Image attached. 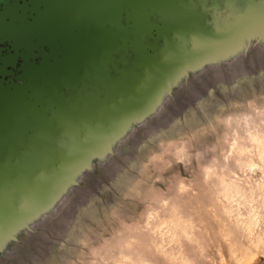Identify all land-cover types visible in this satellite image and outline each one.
I'll list each match as a JSON object with an SVG mask.
<instances>
[{
  "label": "water",
  "instance_id": "obj_1",
  "mask_svg": "<svg viewBox=\"0 0 264 264\" xmlns=\"http://www.w3.org/2000/svg\"><path fill=\"white\" fill-rule=\"evenodd\" d=\"M93 2V30H71L55 62L28 80L0 82V250L75 183L71 168L104 153L126 119L155 107L185 56L205 48L214 64V51L238 55L242 43L223 41L226 34L264 25V0ZM49 114L64 124H49Z\"/></svg>",
  "mask_w": 264,
  "mask_h": 264
},
{
  "label": "clouds",
  "instance_id": "obj_2",
  "mask_svg": "<svg viewBox=\"0 0 264 264\" xmlns=\"http://www.w3.org/2000/svg\"><path fill=\"white\" fill-rule=\"evenodd\" d=\"M191 97L165 118L175 97L159 96L117 141L144 129L63 264H264V82L221 78Z\"/></svg>",
  "mask_w": 264,
  "mask_h": 264
},
{
  "label": "rangeland",
  "instance_id": "obj_3",
  "mask_svg": "<svg viewBox=\"0 0 264 264\" xmlns=\"http://www.w3.org/2000/svg\"><path fill=\"white\" fill-rule=\"evenodd\" d=\"M35 1V0H34ZM57 5H59L58 0ZM9 7L11 19L6 20L5 15L0 13L1 33L5 26H15V32L19 41L32 46L34 29L29 31L30 24L26 21L24 12L16 2ZM11 10V12H10ZM60 6L55 10V18L59 15ZM54 16L46 17L40 21L39 26L47 27L54 21ZM264 24V23H263ZM4 26V27H3ZM28 34V37H26ZM227 38L223 41L240 42L243 49L238 55L223 50L224 53L214 51L215 63L208 60L198 69L186 68L185 72L175 75L168 80V93H171L175 100L169 106V114L174 115L184 109L192 102L191 93L198 92L204 94L206 89L215 86L218 79L231 82L243 76H247L257 88L264 82V25L239 29L236 32L227 33ZM1 36V35H0ZM26 37V38H25ZM192 46V45H190ZM206 47V45H205ZM209 57L210 54H209ZM28 75V74H27ZM32 74L25 78L28 80ZM14 82H23L22 78ZM187 85H190L189 88ZM12 87V85H11ZM12 89V88H11ZM166 89L163 88L162 95ZM66 114L67 117H70ZM49 124H64L61 116L49 114ZM139 117L126 119L122 122L121 132L117 137L105 139L107 149L98 156H92L87 160V165L79 163L71 168L75 183L66 186L63 192L53 193L50 197L49 208L40 213L39 217L26 221V226H22L16 231V240L9 241L7 246L0 250V264H63V258L68 256L67 248L72 241L69 236L75 225L81 224L82 209L95 197L100 196L104 186L115 172V165L121 162V158L126 154L125 147L135 148L136 144L143 138L144 129H137L128 141L127 146L118 145L117 141L128 133L129 128ZM72 121V119H71ZM82 121V120H81ZM80 121V122H81ZM162 122V121H161ZM103 198L108 200L110 194L103 193Z\"/></svg>",
  "mask_w": 264,
  "mask_h": 264
},
{
  "label": "flooded vegetation",
  "instance_id": "obj_4",
  "mask_svg": "<svg viewBox=\"0 0 264 264\" xmlns=\"http://www.w3.org/2000/svg\"><path fill=\"white\" fill-rule=\"evenodd\" d=\"M14 2L24 12L25 19L30 24L29 31L33 28L34 32L33 35L31 34L33 37L30 47L23 43L24 41H19L15 26L10 27L9 24L2 33L0 30V82L3 86H11L13 81L24 77L25 74L26 77L33 75L39 65H44L48 61L55 62L54 50L64 46L68 35L71 38V30L76 37L77 33L85 31L87 27L93 30L97 26V8H94L96 5L93 0L89 2L84 0L85 4L82 8L79 6L81 0H58L59 5L56 4V0H0V13L5 15L7 21L11 19L8 9ZM57 6H60V11L55 18ZM50 16H54L55 22L47 27L39 26L40 21ZM84 36L86 37V34ZM75 40L77 41L76 38ZM185 57V66L177 65L168 77L179 75L188 67L198 69L203 65L202 63L209 60L205 48Z\"/></svg>",
  "mask_w": 264,
  "mask_h": 264
}]
</instances>
